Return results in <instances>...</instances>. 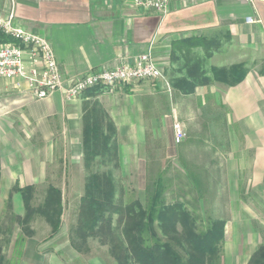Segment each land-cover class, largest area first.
I'll return each mask as SVG.
<instances>
[{
    "label": "crops",
    "instance_id": "obj_1",
    "mask_svg": "<svg viewBox=\"0 0 264 264\" xmlns=\"http://www.w3.org/2000/svg\"><path fill=\"white\" fill-rule=\"evenodd\" d=\"M10 13L15 25L49 40L66 83L148 51L165 80H140L131 84L128 93L94 94L89 89L66 100L61 92L36 99L23 79L0 77V168L19 166L22 137H38L47 146V138L64 133L81 148L82 116L90 108L100 106L119 135H126L120 132L125 125L122 119L131 115L137 121L134 127L145 132L142 120H150L162 103L158 92L167 84L164 98L171 113L179 105L182 117H201L210 102L223 110L229 126L238 128L242 144L234 151L243 158L239 156L235 165L230 158L227 167L245 170V184L253 186V196L264 205V75L259 74L264 66V0H171L164 14L136 7L129 0H0V17ZM219 32L229 33L228 45L213 51L205 67L243 63L248 68L244 79L232 86L210 81L197 84L190 94L178 92L171 81L184 73L180 42ZM191 48L203 55L199 46ZM9 152L16 153L12 164L6 160ZM254 248H249V256ZM239 250L235 260L241 259Z\"/></svg>",
    "mask_w": 264,
    "mask_h": 264
},
{
    "label": "rangeland",
    "instance_id": "obj_2",
    "mask_svg": "<svg viewBox=\"0 0 264 264\" xmlns=\"http://www.w3.org/2000/svg\"><path fill=\"white\" fill-rule=\"evenodd\" d=\"M226 44L228 41L224 40L222 47ZM157 67L163 76L162 68ZM136 82L90 90L94 94L116 90L128 93V88ZM167 87L166 84L158 92L162 103L155 107L150 120H142L145 132L138 129L139 126L134 127L137 121L131 115L128 120L122 119H125V125L120 132L126 135H119L113 120L100 106L90 108L97 111L104 133L108 132L107 124H111L114 131L109 149L89 162L84 160L82 137L81 148L77 141H71L64 133L60 138H47V146L38 137H22L19 166L0 168V226L9 223L11 213L23 215L22 195L18 190L28 186L32 187L33 205L41 203L50 186L57 188L62 214L59 232L54 236H50V227L44 219L35 215L30 222L32 234L23 236L18 250L13 244L21 235L18 225L12 224L8 244H5L6 234L0 232L2 253L11 264H118L112 252L123 240L122 214L112 212L109 226L104 222L101 232L92 233L86 240H82L77 232L85 184L94 173L105 174L111 181L114 204L118 207L133 200L145 206L154 181L160 177L164 202L182 203L195 232L203 233L212 221H223L224 241L211 255V260L219 256V264H246L251 254L264 246V205L253 196V186L245 184V170L227 167L230 158L234 165L238 164L239 156L243 158L241 152L234 151L236 145L242 144L238 128L229 126L223 119V110L219 112L210 102L202 108L201 117L196 114L189 119L182 117L179 105L174 106L171 113L164 98L168 96V91H164ZM177 123L184 132L180 142L174 139V125ZM11 147L9 145L8 149ZM15 154H7L6 160L10 164ZM166 233L170 239L174 236L169 228ZM252 246L255 248L249 256ZM244 248L247 249L242 251ZM238 250L242 251L241 259L235 260Z\"/></svg>",
    "mask_w": 264,
    "mask_h": 264
},
{
    "label": "trees",
    "instance_id": "obj_3",
    "mask_svg": "<svg viewBox=\"0 0 264 264\" xmlns=\"http://www.w3.org/2000/svg\"><path fill=\"white\" fill-rule=\"evenodd\" d=\"M221 33L209 38L198 37L180 42L184 46L181 48L184 73L171 81L172 87L178 92L190 94L194 92L197 84L210 81L232 86L244 79L248 68L243 63L228 68L205 67L212 51L218 50L224 40L226 42L230 39L228 32ZM10 40L11 38L0 32V43ZM194 46L201 48L202 56L191 51ZM176 49L177 45H174V50ZM259 74L264 75V67ZM97 114L96 110L90 109L82 116V148L86 162L104 155L109 149V141L114 131L111 124H107L108 132L104 133ZM18 192L22 195L23 215L11 213L8 217L9 223L0 226V232L7 236L5 244H8L12 224L18 225L21 235L14 240L16 250L23 242V236L32 234L30 222L35 215L44 219L50 227V236H54L59 232L62 214L60 192L55 187L50 186L41 203L37 205H33L31 201L32 187L19 189ZM112 212L122 214L123 219V240L112 252L118 264H219V256L211 260V255L216 246H221L224 241V222L212 221L203 233L195 232L193 222L188 221V213L182 203L164 202L163 182L160 177L154 181L152 193L147 197L145 206L138 200H133L118 207L114 204L113 186L108 177L105 174H91L85 184V196L82 197V215L77 228L80 238L86 240L92 233L101 232L104 222L109 226ZM105 216L108 218L105 219ZM167 228L174 233L172 239L168 238ZM0 264H11L2 253V245ZM246 264H264V246L258 247Z\"/></svg>",
    "mask_w": 264,
    "mask_h": 264
},
{
    "label": "built area",
    "instance_id": "obj_4",
    "mask_svg": "<svg viewBox=\"0 0 264 264\" xmlns=\"http://www.w3.org/2000/svg\"><path fill=\"white\" fill-rule=\"evenodd\" d=\"M129 1L136 7L164 14L171 0ZM0 32L11 38L8 42L0 43V77L23 79L36 99L61 92L65 99L72 100L91 88L163 77L148 51L135 56L131 61L122 60L112 69L90 71L66 83L58 68L53 48L45 36L15 25L13 13L0 17ZM183 136L181 126L175 124V141L180 142Z\"/></svg>",
    "mask_w": 264,
    "mask_h": 264
}]
</instances>
